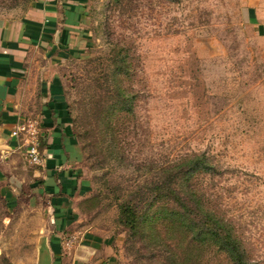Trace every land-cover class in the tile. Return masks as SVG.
<instances>
[{"label": "rangeland", "instance_id": "rangeland-1", "mask_svg": "<svg viewBox=\"0 0 264 264\" xmlns=\"http://www.w3.org/2000/svg\"><path fill=\"white\" fill-rule=\"evenodd\" d=\"M33 3L0 0V23L20 18ZM245 4H84L89 46L66 61L63 94L92 182L82 217L116 241V264H170L172 255L165 257L179 253L172 240L150 247L130 234L118 221V201L138 183L147 190L156 166L194 151H206L232 170L206 181L221 209L243 228L253 254L264 260V31L246 20ZM125 54L127 70L115 74V61ZM116 86L132 94V112L110 110ZM103 120L110 129L102 134ZM112 139L116 159L108 149ZM30 164L16 154L0 155V264H30L46 227L47 199L35 190L40 183ZM196 264L225 260L209 251Z\"/></svg>", "mask_w": 264, "mask_h": 264}, {"label": "crops", "instance_id": "crops-1", "mask_svg": "<svg viewBox=\"0 0 264 264\" xmlns=\"http://www.w3.org/2000/svg\"><path fill=\"white\" fill-rule=\"evenodd\" d=\"M86 0H34L18 19L0 23V155L24 157L11 129L39 119L43 160L32 176L47 199V222L30 264H116V241L88 227L81 212L92 191L63 94V68L89 46ZM244 17L264 31V0H246ZM66 236L72 237L64 244Z\"/></svg>", "mask_w": 264, "mask_h": 264}, {"label": "trees", "instance_id": "trees-1", "mask_svg": "<svg viewBox=\"0 0 264 264\" xmlns=\"http://www.w3.org/2000/svg\"><path fill=\"white\" fill-rule=\"evenodd\" d=\"M125 57L126 54L119 55L116 59L115 74L127 70ZM111 105L112 111L132 112V94L116 86ZM110 110L106 111V118ZM103 124L102 134L110 129L107 121L103 120ZM115 145L112 139L108 149L116 152V159ZM155 168L147 190L143 188L144 183H138L124 197H119L118 221L130 234L138 235L150 247L174 241L179 253L165 257L172 255L170 264H196L209 251L222 255L225 264H264L263 259L253 254L234 216L221 209L215 191L206 181L207 177L231 173V169L221 167L206 151L184 152ZM155 264L163 263L158 260Z\"/></svg>", "mask_w": 264, "mask_h": 264}, {"label": "built area", "instance_id": "built-area-1", "mask_svg": "<svg viewBox=\"0 0 264 264\" xmlns=\"http://www.w3.org/2000/svg\"><path fill=\"white\" fill-rule=\"evenodd\" d=\"M39 129V120L28 116L19 117L11 129V135L21 139L24 146V157L31 164H40L43 160ZM71 240L72 237L66 236L63 242L68 246Z\"/></svg>", "mask_w": 264, "mask_h": 264}]
</instances>
